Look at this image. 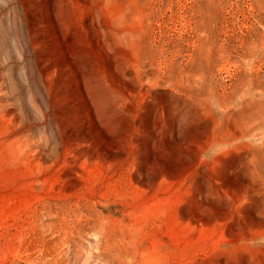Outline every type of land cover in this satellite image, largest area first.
<instances>
[{
	"label": "rangeland",
	"instance_id": "1",
	"mask_svg": "<svg viewBox=\"0 0 264 264\" xmlns=\"http://www.w3.org/2000/svg\"><path fill=\"white\" fill-rule=\"evenodd\" d=\"M0 264H264V0H0Z\"/></svg>",
	"mask_w": 264,
	"mask_h": 264
}]
</instances>
